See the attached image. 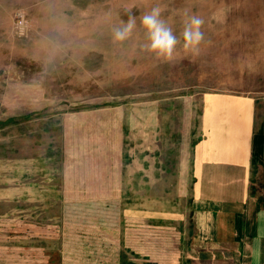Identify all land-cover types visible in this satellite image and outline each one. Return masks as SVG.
Segmentation results:
<instances>
[{
    "label": "rangeland",
    "instance_id": "obj_1",
    "mask_svg": "<svg viewBox=\"0 0 264 264\" xmlns=\"http://www.w3.org/2000/svg\"><path fill=\"white\" fill-rule=\"evenodd\" d=\"M154 7L180 41L171 60L145 50ZM191 14L198 54L182 46ZM211 93L264 97V0H0V264H189L180 160ZM1 189L25 193L2 207Z\"/></svg>",
    "mask_w": 264,
    "mask_h": 264
},
{
    "label": "crops",
    "instance_id": "obj_2",
    "mask_svg": "<svg viewBox=\"0 0 264 264\" xmlns=\"http://www.w3.org/2000/svg\"><path fill=\"white\" fill-rule=\"evenodd\" d=\"M195 110L180 160L195 231L189 264H264V97L205 94ZM24 193L1 189V206ZM172 211L166 219L183 222Z\"/></svg>",
    "mask_w": 264,
    "mask_h": 264
},
{
    "label": "clouds",
    "instance_id": "obj_3",
    "mask_svg": "<svg viewBox=\"0 0 264 264\" xmlns=\"http://www.w3.org/2000/svg\"><path fill=\"white\" fill-rule=\"evenodd\" d=\"M162 9L154 7L150 12L141 17V24L146 30L149 43L145 50L155 54L157 58L171 60L177 45L180 43L173 29L161 18ZM205 20L198 14H191L184 23L182 38L185 51L198 54L199 46L205 40L203 26ZM136 27V19L129 16L127 22L113 29V39L117 42L126 40Z\"/></svg>",
    "mask_w": 264,
    "mask_h": 264
},
{
    "label": "built area",
    "instance_id": "obj_4",
    "mask_svg": "<svg viewBox=\"0 0 264 264\" xmlns=\"http://www.w3.org/2000/svg\"><path fill=\"white\" fill-rule=\"evenodd\" d=\"M20 18H22V17H20ZM19 24H21V25H24V20L23 19H19Z\"/></svg>",
    "mask_w": 264,
    "mask_h": 264
}]
</instances>
